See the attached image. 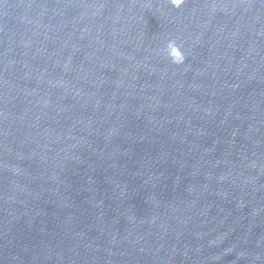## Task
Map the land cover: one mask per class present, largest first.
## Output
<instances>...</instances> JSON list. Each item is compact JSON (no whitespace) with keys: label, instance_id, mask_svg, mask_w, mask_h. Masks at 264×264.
<instances>
[{"label":"water","instance_id":"water-1","mask_svg":"<svg viewBox=\"0 0 264 264\" xmlns=\"http://www.w3.org/2000/svg\"><path fill=\"white\" fill-rule=\"evenodd\" d=\"M0 264H264V0H0Z\"/></svg>","mask_w":264,"mask_h":264},{"label":"clouds","instance_id":"clouds-1","mask_svg":"<svg viewBox=\"0 0 264 264\" xmlns=\"http://www.w3.org/2000/svg\"><path fill=\"white\" fill-rule=\"evenodd\" d=\"M172 3L179 6L182 3V0H172ZM167 50L174 64L184 63L185 57L183 53L179 50V48L175 45L174 41L168 42Z\"/></svg>","mask_w":264,"mask_h":264}]
</instances>
